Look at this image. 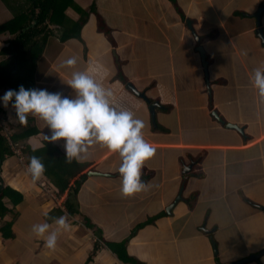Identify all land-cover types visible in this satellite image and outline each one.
<instances>
[{
    "label": "crops",
    "instance_id": "1",
    "mask_svg": "<svg viewBox=\"0 0 264 264\" xmlns=\"http://www.w3.org/2000/svg\"><path fill=\"white\" fill-rule=\"evenodd\" d=\"M234 2L241 5L231 9ZM70 5L66 14L73 22L81 20L82 12L89 19L77 38L62 40L56 32L49 39L39 60L36 88L71 95L64 82L71 72L95 67L97 78L114 89L115 102L145 122V138L156 152L145 161L142 179L152 186L123 196L114 171L119 155L96 145L79 162L87 166L81 174L87 177L72 179L60 204L39 181L32 183L16 151L5 161L0 155V189L11 187L23 195L4 199L10 210L0 217V264H135L120 260L109 246L112 242H125L128 255L142 264H231L258 254L244 264H264V101L249 79L264 62L254 16L264 8V0H73ZM14 17L0 0V26ZM261 26L264 29V10ZM11 37L8 33L0 38V64L11 57L4 54ZM200 46L206 51L209 81ZM72 55L77 64L61 66V60ZM8 89L14 87L0 85V95ZM0 108L13 134L21 135L27 125L40 129L39 135L17 145L24 154L29 141L36 143L49 133L38 116L29 115L23 127L11 102ZM62 142L52 143L64 152ZM194 180L205 181L206 193L216 199L234 197L237 202V197V203H243L237 209L240 214L233 218L228 207L222 216L212 210L201 214L204 188L185 194ZM78 182L79 191L71 197ZM184 184L183 199L170 213L168 206ZM221 187L224 192L219 193ZM45 205L50 217L66 210L71 224L52 250L30 232L33 223H51L41 214ZM10 223L14 235L7 236L1 227Z\"/></svg>",
    "mask_w": 264,
    "mask_h": 264
},
{
    "label": "clouds",
    "instance_id": "2",
    "mask_svg": "<svg viewBox=\"0 0 264 264\" xmlns=\"http://www.w3.org/2000/svg\"><path fill=\"white\" fill-rule=\"evenodd\" d=\"M77 62V56L72 55L60 63L73 67ZM96 72L95 67L72 71L70 78L64 81L72 90L71 95L45 88H26L21 84L18 89H8L0 95V104L8 107L11 102L15 117L22 125L27 123L29 115L45 121L50 134L43 133L42 140L36 143L29 141L32 152L44 147V141L57 142L63 138L64 157L71 163L86 159L93 146L105 147L119 155L120 162L114 171L120 176L121 194L131 196L146 191L152 185L142 179V168L145 161L153 157L156 148L145 138V122L115 102L114 89L105 86ZM249 79L264 101V62L252 70ZM26 172L34 185L38 181L42 184L45 174L42 158L32 155ZM50 211L45 205L41 214L50 218L51 223L49 219L33 223L30 232L52 250L56 248L61 232L69 231L71 224L66 210L52 217Z\"/></svg>",
    "mask_w": 264,
    "mask_h": 264
},
{
    "label": "trees",
    "instance_id": "3",
    "mask_svg": "<svg viewBox=\"0 0 264 264\" xmlns=\"http://www.w3.org/2000/svg\"><path fill=\"white\" fill-rule=\"evenodd\" d=\"M6 5L14 11L15 17L0 26V38L10 33L12 37L7 40L9 50L4 54L11 57L0 64V85H9L18 89L23 84L26 88L36 87L35 77L39 60L48 44L49 39L57 33L63 39L77 38L82 28L89 19V14L82 12L81 20L73 22L66 14L70 3L73 0H3ZM102 26L103 23H102ZM101 28L103 29V27ZM56 28V29H55ZM59 29V30H58ZM14 48V50L12 49ZM33 83V84H32ZM31 84L33 86H31ZM3 110L0 108V155L5 161L7 155L15 154L14 146L19 145L22 139L30 138L41 133L38 127L27 125L24 133H14L9 139L5 134V118L2 117ZM28 120V119H27ZM6 123V122H5ZM6 125L10 128L9 124ZM22 125V124H21ZM24 127V125H22ZM15 129V128H14ZM13 133V130L10 129ZM28 159L32 155L42 158L45 164V174L42 177L58 195H62L70 189V181L81 175L87 168L76 160L68 163L64 157V152L52 142H45L44 147L32 152L30 146L24 149ZM87 174L81 175L85 179ZM81 182L76 184L74 190L70 192L71 197H76ZM71 190V189H70ZM23 197V195L11 187L0 189V217L6 215L10 210L7 208L4 199L6 197ZM69 210H72V203H68ZM165 214V213H163ZM150 218L146 222L138 224L132 233L138 228L152 221ZM12 223L10 226L1 227L5 235H14ZM117 257L123 262L142 264L134 257L129 256L125 249V242L109 243Z\"/></svg>",
    "mask_w": 264,
    "mask_h": 264
},
{
    "label": "rangeland",
    "instance_id": "4",
    "mask_svg": "<svg viewBox=\"0 0 264 264\" xmlns=\"http://www.w3.org/2000/svg\"><path fill=\"white\" fill-rule=\"evenodd\" d=\"M240 5L241 4H239L238 2H234L233 4H231V9L232 8H237ZM197 32H198V34L200 36H204L205 35L203 30L200 31V30L197 29ZM169 156L173 157L175 155L171 154ZM205 185H206L205 181L194 180L191 183V185L185 191V194L187 195L189 192H192V190L194 188H202V187L204 188L203 190H205V192L200 196V202H199V211H200L201 214H204V213L207 214L206 212H208L209 210H212L214 216H217V217L218 216H222L223 215L222 211H223V209L225 207H228V208H230L232 210V217L233 218H236L240 214V212L237 209L243 203L241 201L239 203H237L238 200H239L237 197H236L237 202L234 201V197H228L227 200H226V197L223 200L221 198L216 199L214 196L209 195V194L206 193ZM217 191L219 193H221L222 191L224 192V188H222V187L218 188ZM224 200H226V201H224ZM222 221H223V218H222ZM217 224L220 225V223H218V222H217ZM249 244H252V243H249ZM236 245L237 246H241L242 244L237 242ZM221 256H222V258H224V254H222Z\"/></svg>",
    "mask_w": 264,
    "mask_h": 264
},
{
    "label": "water",
    "instance_id": "5",
    "mask_svg": "<svg viewBox=\"0 0 264 264\" xmlns=\"http://www.w3.org/2000/svg\"><path fill=\"white\" fill-rule=\"evenodd\" d=\"M263 10H264V8L261 7V8L257 11V13H255L254 16H255V18L257 19V26H258V28H257V30H256V34H257V36L261 39L262 44L264 45V29H263V27L261 26V15H262ZM188 27H189V29L192 31V33L195 35V38L197 39V41L200 42V38L198 37V35H197L196 31H195V28H194V26H193V24H192V21H188ZM198 50L200 51V53H201V55H202L203 66H204V70H205V74H206V80L209 81V68H208V64H209V63H208L207 58H206V51H205V49H204L202 46H200V47L198 48ZM129 88H130L133 92H135L137 95H139L140 97H142V98H144V99H147L146 96H145V94L138 92L137 89H136L133 85H129ZM154 106H155V105H151V107H150V111H151V113H152V116H153V107H154ZM214 115H215L216 119H217L219 122L225 124L224 120H223L222 118H220V116H219L217 113H214ZM227 128H229V129H236V130H238V131L243 132V129H241L238 125L227 124ZM190 170H191V167L187 168V169L185 170V173H187V172L190 171ZM92 174H93V173H92ZM184 187H185V184L182 186V189H181V191H180L178 197H176L175 201H174L172 204H170V205L168 206V211H169L170 213L172 212L171 209L175 206V204H176L179 200L183 199V189H184ZM258 256H259V254H258V255H252V256H250V257H248V258H245V259L239 260V261H237V262H233V263H231V264H244V263H246V262H248V261H252L253 259H256Z\"/></svg>",
    "mask_w": 264,
    "mask_h": 264
},
{
    "label": "built area",
    "instance_id": "6",
    "mask_svg": "<svg viewBox=\"0 0 264 264\" xmlns=\"http://www.w3.org/2000/svg\"><path fill=\"white\" fill-rule=\"evenodd\" d=\"M4 125L6 126L5 134L7 135V137H8L9 139H11L12 136H13V133H12V131L10 130V128L6 125L5 122H4ZM17 148H18L17 145L14 146V149H15L16 153L21 157L22 162L27 166L26 163H28V162L26 161V159L29 161L27 155H25V154L22 152L21 149H17ZM41 187L46 191L47 194H49L50 197H52V198L58 200V202H59L60 204L62 203L61 196L58 195V193H57L54 189H52V188L49 186V184H48L47 181L43 182V183L41 184ZM63 202H64V201H63Z\"/></svg>",
    "mask_w": 264,
    "mask_h": 264
}]
</instances>
